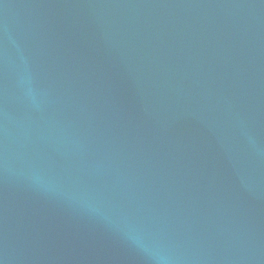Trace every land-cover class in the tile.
<instances>
[{
    "label": "water",
    "instance_id": "95a60500",
    "mask_svg": "<svg viewBox=\"0 0 264 264\" xmlns=\"http://www.w3.org/2000/svg\"><path fill=\"white\" fill-rule=\"evenodd\" d=\"M0 264H264V0H0Z\"/></svg>",
    "mask_w": 264,
    "mask_h": 264
}]
</instances>
